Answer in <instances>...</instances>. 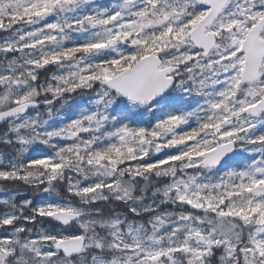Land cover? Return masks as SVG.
I'll return each mask as SVG.
<instances>
[{
	"label": "snow or ice",
	"instance_id": "obj_1",
	"mask_svg": "<svg viewBox=\"0 0 264 264\" xmlns=\"http://www.w3.org/2000/svg\"><path fill=\"white\" fill-rule=\"evenodd\" d=\"M0 194V264H264V0H0Z\"/></svg>",
	"mask_w": 264,
	"mask_h": 264
},
{
	"label": "trees",
	"instance_id": "obj_2",
	"mask_svg": "<svg viewBox=\"0 0 264 264\" xmlns=\"http://www.w3.org/2000/svg\"><path fill=\"white\" fill-rule=\"evenodd\" d=\"M8 187H15V188H19L20 189V192H21V194H24L26 191H27V189H25V187L23 186V185H20V184H16V185H8ZM0 195H2V194H0ZM39 198H42V197H38V199Z\"/></svg>",
	"mask_w": 264,
	"mask_h": 264
}]
</instances>
